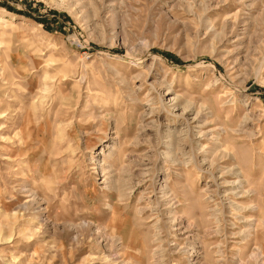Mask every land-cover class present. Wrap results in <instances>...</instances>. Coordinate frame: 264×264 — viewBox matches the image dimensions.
<instances>
[{"label":"rangeland","instance_id":"374dc122","mask_svg":"<svg viewBox=\"0 0 264 264\" xmlns=\"http://www.w3.org/2000/svg\"><path fill=\"white\" fill-rule=\"evenodd\" d=\"M0 264H264V0H0Z\"/></svg>","mask_w":264,"mask_h":264},{"label":"bare ground","instance_id":"6f19581e","mask_svg":"<svg viewBox=\"0 0 264 264\" xmlns=\"http://www.w3.org/2000/svg\"><path fill=\"white\" fill-rule=\"evenodd\" d=\"M215 150L217 151V154H218V156H220V158H224V159H232V156H231V154H230V152H228V151H226L224 148H222L221 146H220V143L216 140V142H215ZM237 167V166H236ZM235 166H232V167H229L226 171L227 172H229V173H232V174H235L237 177H240L241 175H240V172H238V170H237V168H236ZM240 182L239 183H241V181L242 180H239ZM33 201V199H29V200H27V201H25V203L26 202H32ZM233 205H234V203H233ZM23 206V205H22ZM235 206L236 207H238L236 204H235ZM251 208V207H250ZM252 208H254V206L252 207ZM247 230L245 231L246 232V234H248V233H250V230L252 229V227H253V219H249L248 221H247ZM257 260H259V258L257 257ZM260 261V260H259ZM260 263V262H259Z\"/></svg>","mask_w":264,"mask_h":264}]
</instances>
